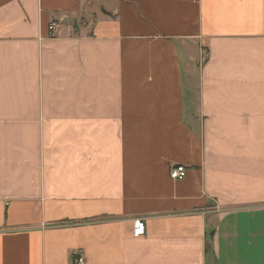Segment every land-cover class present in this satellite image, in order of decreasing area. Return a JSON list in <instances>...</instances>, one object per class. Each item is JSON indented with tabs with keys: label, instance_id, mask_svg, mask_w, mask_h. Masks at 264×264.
I'll list each match as a JSON object with an SVG mask.
<instances>
[{
	"label": "crops",
	"instance_id": "crops-1",
	"mask_svg": "<svg viewBox=\"0 0 264 264\" xmlns=\"http://www.w3.org/2000/svg\"><path fill=\"white\" fill-rule=\"evenodd\" d=\"M80 257L264 264V0H0V264Z\"/></svg>",
	"mask_w": 264,
	"mask_h": 264
},
{
	"label": "built area",
	"instance_id": "built-area-1",
	"mask_svg": "<svg viewBox=\"0 0 264 264\" xmlns=\"http://www.w3.org/2000/svg\"><path fill=\"white\" fill-rule=\"evenodd\" d=\"M58 24L57 23H51L49 26V33L52 37H55L58 32ZM171 179L180 181L186 178L187 176V168L183 165H176L173 166L170 173ZM146 231V224L145 221L142 219H136L134 221V227H133V236L134 237H140L144 236ZM76 264H86V261L83 257H80Z\"/></svg>",
	"mask_w": 264,
	"mask_h": 264
}]
</instances>
